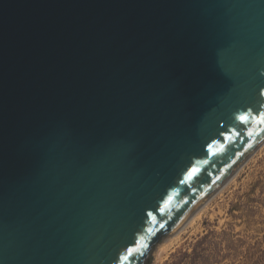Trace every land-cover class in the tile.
Instances as JSON below:
<instances>
[{"label": "water", "instance_id": "obj_1", "mask_svg": "<svg viewBox=\"0 0 264 264\" xmlns=\"http://www.w3.org/2000/svg\"><path fill=\"white\" fill-rule=\"evenodd\" d=\"M262 121L264 0H0V264H152Z\"/></svg>", "mask_w": 264, "mask_h": 264}, {"label": "rangeland", "instance_id": "obj_2", "mask_svg": "<svg viewBox=\"0 0 264 264\" xmlns=\"http://www.w3.org/2000/svg\"><path fill=\"white\" fill-rule=\"evenodd\" d=\"M152 264H264V145Z\"/></svg>", "mask_w": 264, "mask_h": 264}, {"label": "bare ground", "instance_id": "obj_3", "mask_svg": "<svg viewBox=\"0 0 264 264\" xmlns=\"http://www.w3.org/2000/svg\"><path fill=\"white\" fill-rule=\"evenodd\" d=\"M240 170V169H239ZM238 170V171H239ZM238 171H236V173L230 178V180L225 184V186L231 181V179L238 173ZM224 186V187H225ZM223 187V188H224ZM222 188V189H223ZM221 189V190H222ZM220 190V191H221ZM219 191V192H220ZM218 192V193H219ZM213 198V197H212ZM212 198H210V199H208L205 203H203L202 205H200L194 212H193V214L188 218V220H187V222L185 223V225H183L181 228H185V226H187V224H189L191 221H193L196 217H197V215L204 209V207L206 206V204L212 199ZM181 228L179 229V230H177L176 232H174L173 234H171L169 237H172V236H175L176 234H178L179 233V231L181 230ZM168 238V237H167Z\"/></svg>", "mask_w": 264, "mask_h": 264}, {"label": "snow or ice", "instance_id": "obj_4", "mask_svg": "<svg viewBox=\"0 0 264 264\" xmlns=\"http://www.w3.org/2000/svg\"><path fill=\"white\" fill-rule=\"evenodd\" d=\"M262 122H264V121H262Z\"/></svg>", "mask_w": 264, "mask_h": 264}]
</instances>
